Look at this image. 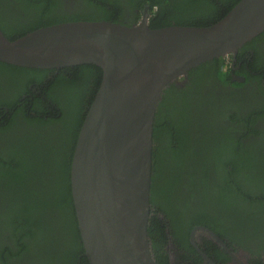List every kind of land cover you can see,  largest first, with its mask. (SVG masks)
I'll return each mask as SVG.
<instances>
[{"label":"trees","instance_id":"1","mask_svg":"<svg viewBox=\"0 0 264 264\" xmlns=\"http://www.w3.org/2000/svg\"><path fill=\"white\" fill-rule=\"evenodd\" d=\"M239 1L0 0V29L14 40L60 23L110 21L131 26L140 22L146 6L151 29L207 27ZM259 45L264 48V33L238 52V61H244L236 74L245 77L244 84L230 83L228 56L192 69L188 77H195L193 90L173 83L164 91L153 127L148 227L158 264H167L162 250L166 230L183 229L187 221L203 223L205 210L214 213L213 230L224 238L231 233L235 238L257 236L250 211L257 217L264 208V51ZM50 72L54 70L0 63V73L6 75L3 87L7 80L13 82L7 75L27 74L35 79L31 84L42 85ZM69 76L59 88L64 90H42L49 107L25 90L30 97L23 111L16 109L9 124L7 117L5 123L0 120V264H89L73 210L69 172L77 135L102 73L92 65L64 68L50 86ZM212 77L226 87L251 90H204ZM20 98L2 99L0 104L14 105ZM156 214L166 220H157Z\"/></svg>","mask_w":264,"mask_h":264},{"label":"water","instance_id":"2","mask_svg":"<svg viewBox=\"0 0 264 264\" xmlns=\"http://www.w3.org/2000/svg\"><path fill=\"white\" fill-rule=\"evenodd\" d=\"M262 33L264 0H240L207 27L151 29L146 6L140 22L131 26L60 23L14 40L0 29V63L37 70L84 65L101 70L69 172L73 210L89 264H158L148 227L153 127L164 91L203 63L235 59Z\"/></svg>","mask_w":264,"mask_h":264},{"label":"flooded vegetation","instance_id":"3","mask_svg":"<svg viewBox=\"0 0 264 264\" xmlns=\"http://www.w3.org/2000/svg\"><path fill=\"white\" fill-rule=\"evenodd\" d=\"M144 10L145 9H143L141 13L142 16ZM138 12L139 11H135V14H137ZM1 16L4 15L1 14ZM259 48L261 49V52L264 51L263 45H259ZM248 52L251 55L253 53L252 50H249ZM247 58L248 61H251V57ZM243 61L244 60L238 61V56H236L235 59L231 57V71L229 72V81L231 84L245 83V77L236 74V72H240ZM245 68H247V66H245ZM58 72L59 71L48 73L47 78L44 79V84L42 85L31 84L32 81H35V79L34 77L28 76L27 74H21L13 77L7 75V77L13 80V82L7 80V82L5 83H7L8 86L5 85V87H3L2 85L4 82L2 83L1 81L6 78V75L0 73V86L2 85V88H0V101L2 99L5 101H9L14 97L16 98V96L21 95L20 103H16L14 100V105L11 103L0 104V120H4L3 123H5L7 117L9 120L5 124H9L11 118L16 115V109H21V111H23V108L27 106L24 103L27 101L28 97H30V94L26 93L25 90H32L33 93H36L37 97H41L45 103H50L49 99L46 98L42 90H44V88L46 87L45 90H48L47 94L52 93V90H64L59 88L65 81L70 78V76L64 77V79L59 80L57 84H54L51 87L50 83L54 82L55 77L58 75ZM207 77L210 79L211 75ZM214 77H212V82H207L209 88L206 87L204 90H230L241 92L244 94L246 93L245 90H251L249 86L232 87L229 85L226 87ZM241 78L242 81L237 80ZM194 79V76L188 77L187 75L186 78L180 79L179 83L175 84L176 88L180 89L184 86H189L190 89L193 90L194 87L192 81ZM19 90H21L22 93ZM28 101L32 102L33 99H29ZM46 106L49 107L50 105L46 103ZM85 106H87V103L85 104ZM31 109L32 108L29 107V112L31 111ZM55 110L58 111L57 108H55ZM2 137H4L5 139L11 138L3 133ZM10 149L11 147L9 148V150ZM204 213L207 215V217H204L203 223L198 222L188 225L189 221H187L183 216L181 217V219H185L187 221L188 228L183 227V229H179L178 231H171L169 229L166 230V242L162 246V250L163 255L167 256V264H264V222H262L264 220V208L257 217L250 211V214L253 217V219L250 220L251 225L256 224L257 227V236L255 239L235 238L232 233L229 235L228 239L224 238L221 233L215 232L213 230L217 228V225H215V223L211 219V216L215 218L214 213H211L209 210H205ZM155 218L162 222L166 220L164 215L162 214H156ZM204 257L207 260H205Z\"/></svg>","mask_w":264,"mask_h":264}]
</instances>
